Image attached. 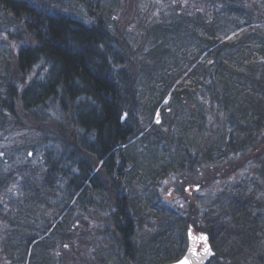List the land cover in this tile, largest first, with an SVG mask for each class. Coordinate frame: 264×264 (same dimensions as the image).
<instances>
[{
  "label": "trees",
  "instance_id": "trees-1",
  "mask_svg": "<svg viewBox=\"0 0 264 264\" xmlns=\"http://www.w3.org/2000/svg\"><path fill=\"white\" fill-rule=\"evenodd\" d=\"M70 1L69 5L57 0H0V24H4L0 27V44L4 46L0 50V154L5 153L0 155V264H164L185 253L190 226L208 234L215 252L209 264H264V226L261 236L257 235L258 220L243 212L238 197L226 195L231 199L217 206L218 210L227 206L234 211L237 227L229 229L219 223L217 216L209 218L212 212L205 215L194 203L190 210L162 209L165 206L157 199L158 193L151 191L154 187L157 192L163 181L186 171L184 168L191 175L187 178L188 189L194 182L205 188L218 178L248 167L264 180V14L236 22L233 17L242 15L237 7L239 0H206L211 5L210 23L191 16L189 10L185 20L184 9L177 8L164 20L168 27L158 29L161 39L151 42L148 36H141L140 26L138 31L130 30L131 34L120 20L125 11H134L137 19L136 5L145 6L146 0ZM167 1L172 5L179 0ZM56 9L71 13L53 17ZM81 11L84 13L74 16ZM141 15L140 22L146 17ZM232 24L231 29L223 27ZM201 25L205 30L196 31L195 27ZM190 40L191 44L185 43ZM38 65L43 66L42 72L52 68L51 81L40 93L31 88L22 90L25 79ZM146 65H161L157 73L160 88L149 106L143 108L137 77ZM79 93L87 99H80ZM197 97L205 99L215 118L205 119L202 115L199 122L181 126L185 119L178 120V116L182 113L170 115L168 110L184 107L185 98ZM45 98L57 100L61 117L49 118L47 121L54 126L48 130L53 136L61 135L59 139L52 137L51 142L63 148L57 157L66 168L56 165L53 172L41 176L38 171H43L42 167L30 166L40 160L35 162L36 158L24 153L36 146L11 149L8 137L19 131L42 134L44 114L34 111ZM252 98H256L255 104L250 103ZM248 102L254 131L245 141L236 134V118ZM22 106L30 113L29 123L22 121ZM219 108L222 114L217 122ZM176 120L180 128L189 130L188 154L173 148L174 144L182 145L183 136L165 135L176 127ZM214 122L217 127H213ZM207 123L210 126L204 130ZM202 139L211 141L200 147ZM217 158L227 165L210 170ZM120 162L123 167H118ZM44 164L45 168L50 166L49 156ZM120 169L123 177L118 180ZM56 184L65 185V189ZM135 186L139 193L148 191L142 203L132 196ZM95 196L109 200L99 204ZM153 199L157 203L152 204ZM81 208L95 210L92 217L87 215L89 233L78 232L73 225L82 219V214L77 215ZM103 212L107 219L100 218ZM28 217L32 218L30 223ZM96 221L104 229L96 233L102 237L101 244L106 245L109 236L118 246L113 259H105L95 244L91 247L96 255L88 253V247L81 249L75 241L76 237L88 243ZM145 226L148 234L143 231ZM53 235H59L60 241L56 243L58 237ZM221 235V240L234 236L246 245L249 252L241 262L235 251L224 252L218 240ZM43 242V259L37 260L35 251ZM62 250L68 252L62 254Z\"/></svg>",
  "mask_w": 264,
  "mask_h": 264
},
{
  "label": "rangeland",
  "instance_id": "rangeland-1",
  "mask_svg": "<svg viewBox=\"0 0 264 264\" xmlns=\"http://www.w3.org/2000/svg\"><path fill=\"white\" fill-rule=\"evenodd\" d=\"M57 1H62L63 3L66 2L69 5H70V2H73L70 0H57ZM239 2H240V5L237 3L238 4L237 7H239L241 9L242 15L240 17H233L236 22L238 21V22L244 23L246 18L249 16L254 17L255 15L264 14V0H239ZM74 3H75V1H74ZM175 3H176V5L174 6ZM206 5H208V6L206 7ZM75 7H77V6H75ZM141 7H142V9H141ZM204 7L206 9H204ZM177 8L184 9L185 13L182 15V17L185 20H187V18H188V15H189L188 10H189L191 16H193V17L199 16L201 19H203V21H206L205 22L206 24L210 23L212 21L211 20L212 15L210 14L211 5H209L206 0H179L178 2H176V1L172 2V5H170V2H168L167 0H146L145 6L144 5H136V15L138 16L137 19L134 16V11H133V14L128 13V11H125L123 17H120V20L124 23V25L126 26V29L130 33H131L130 30L133 31L134 29L136 31H138V26H140L141 36H143V37H145V35H146V37L148 36L149 41L152 42L155 38L161 39V37H162L160 35L161 32H158V29H160V28L164 29V28L168 27V26H166L167 22H164V20L167 19L171 14H173L175 9H177ZM128 9H129V7H128ZM159 9H162V10L159 11ZM77 11H78V8H77ZM142 11H143L142 15L145 14L146 17L143 18L142 21L140 22V15H141ZM249 12H251L252 15H250ZM60 13H62V14L71 13V10L70 11H66V10L61 11ZM82 13H84V11L78 12V14H74V16H77V15L79 16ZM158 18L162 19V21H159ZM244 18H245V20H244ZM138 19H139L140 25H138ZM121 21H120V24H121ZM189 24H191V23H188L187 25H189ZM3 25L0 24V27H2ZM233 25L234 24H232L231 26L224 25L223 27L226 29H231ZM192 29H194V28H192ZM8 30H10V29H8ZM195 30L198 32H200V31L202 32V30H205V27H203V25H201V27L196 26ZM223 32H225V31H223ZM189 33H190V30H188V28H187L186 34H189ZM232 36L233 35H231L230 37H232ZM185 37L189 39V35H185ZM193 39H192V41H193ZM185 43L191 44V40L187 41ZM151 45H152V43H149L147 41V46L151 47ZM2 49H4V46L0 44V50H2ZM0 55H2V52H0ZM138 60L141 61V58H138ZM42 67H43L42 65H38V66H36V68H34L33 73L30 74L25 79L22 90L25 88L26 89L31 88V89H33L32 91H36V92L40 93L42 91V87L46 86L49 83V79H50L49 74H50L52 68L49 70L47 69V70L42 72L41 71ZM160 67H161V65H159V66H155V65L154 66H148V65H146L143 67V69H144L143 71H140V69H139V73H138V77H137V88H138L139 93L141 94V97H142L143 102H144L143 108H147L149 106V102L152 100V96L156 95L157 89L160 88V82L158 81L159 76L157 74L158 72L161 71ZM262 77L264 79V76H262ZM257 79H260V78H257ZM202 91H204V86L202 88ZM185 99H186V102H184L185 103L184 107L178 106L176 108H173V109L170 108L168 110L170 115H173V113L176 114L178 111L182 113V116H180V115L178 116V120L179 119H185V122L181 123V126H182V124H184V126H188L191 124L190 123L191 121H192V123L199 122L201 120L202 115H203L202 118H205V119H207V117L210 119L215 118L214 113L210 109H208L209 106L206 103V101H204L205 99H202L200 97H197L196 98L197 100L196 99L191 100L189 98L188 99L185 98ZM56 101L57 100H55V99L51 100V99L45 98L44 100L41 101V103L38 104L39 110H37V108H36V110L34 111L36 114H44V115H42V118H41L43 130L40 133H42V134H35V132H31V131H19L15 134H12V136L8 137V146L11 149H16V148H18V146L27 147L31 144L36 146L35 150L25 149L24 153L29 154V155L31 154V157H30L31 159L36 158L37 160H34L35 162L40 160L39 164L30 163V166H32V167L35 166L39 169H41V167H42L43 171H38V174L41 176H44L49 171L53 172V167L56 165L59 166L61 164L64 169L66 168V164L62 163L61 159H58V157H57L58 153L63 151V148H61L60 144L54 143L55 141L51 142L52 137L53 138L56 137L57 139H59L61 137V135L55 133L56 135L54 134V136H53L52 133H50V131L48 130V128L54 126V124L49 123L47 120L49 118H55V117H59V116L61 117V115L59 114L60 111L57 109L58 106L56 104L57 103ZM168 101H169V98L164 103L167 104ZM25 103L29 104V102H25ZM250 103L255 104L256 98H252ZM250 103L249 102L247 103L246 107H244L242 112L240 111V113L237 115V118H236V121L238 123V128H237L236 134L241 139H243L245 141H247L248 137H252L253 131H254V123L252 120L253 116H252V109H251ZM83 104H86V102H84ZM23 109H24V106H22V111H24L23 112L24 118H22V121L25 123H29L28 119H27V115H29L30 113H28L27 111H25ZM218 111H219V114L217 116V122H219V120L221 119L222 109L219 108ZM223 114H226V112H224ZM155 119H156L157 123H159L161 121L159 112L156 113ZM217 122H214V124H212L213 127H217L216 126ZM174 124L176 127L173 128L170 132H166L167 128H165L163 131H164V133L166 132L165 135H169L171 137H173V136H181L182 137L183 136V139L181 140L182 145L178 146V145L174 144L173 148H174V151H179V153L183 152V153L188 154L190 152L189 151V145L191 146V144L187 140V131H189V130L187 128H184V127L180 128L177 120L174 122ZM209 126H210V124H208V123L204 124L203 129L205 130V128L209 127ZM185 130H186V134L183 133V131H185ZM218 130L219 129H217L216 141L219 139V131ZM211 131L215 132L216 129H212ZM148 133L154 134L152 131H150ZM262 138H264V134H263ZM192 139L195 140V137H192ZM260 139L261 138H259V140ZM168 140H172V138H169ZM183 140L186 142L183 143ZM174 141H175V139H174ZM210 141L211 140L202 139V141L198 144V146L202 147L205 145H209ZM165 147H166V145H165ZM218 148H219V144H218ZM197 149L199 151H203V149H199L198 147H197ZM154 150L156 151L157 149H154ZM157 151H158V153H160L159 150H157ZM135 153L137 154V158L140 159V155L138 153V150H136ZM0 155L3 156V155H5V153L1 152ZM170 155H172V153H168L167 156H170ZM14 156L19 157L21 155L15 154ZM47 156H49L50 166L45 168V166H43V164L46 162ZM197 162H201V161H198V159H197ZM213 163H214V167L211 168L210 170L217 169V168H224L225 165H227V162L224 160H221L220 158H217L216 161H214ZM16 166H18V164ZM6 168H8V165H6ZM184 169L186 171L178 172L176 175L168 177L167 178L168 180L163 181V183L161 184V187L156 190L157 192H154V190L156 188L153 187V189H151V191H153V193H158L157 199L160 200L162 202V205L165 206V207L163 206L164 208H162V209L168 208L169 210H172V209L190 210V209H192L191 205L193 206V203H194L197 205V207L200 205V207H201V209H203L205 215L209 214L208 212H212L214 214V215H209V218L212 219V218H215V216H217L219 223L224 225L226 228H229V229L230 228H236L237 225L235 224V222L233 220L234 211L230 210V207H227V206H225L224 208H219V210L217 208V206H219L220 203L225 205L227 199H231L233 196H235V197H238L240 199V200L239 199L238 200L242 202V210H244L243 212H246V214H249L250 218L258 220L257 224H259L260 228H259V230L257 229L256 234L261 236V230L263 229V226H264V215H263V213H264V180L259 179V177L257 176L258 172L255 171V169L253 167L242 168L241 170L237 171L236 173L232 174L231 176H229L227 178H218L215 181H213L209 186H207L205 188L203 187V185H198L199 183H196V182L191 183L192 185L190 186V189H188V186L190 185V183H187V180H188L187 178L190 177L191 175L187 172V171H189L187 168H184ZM56 185L65 189V185H61V184H56ZM197 186H199V187H197ZM123 191H121V192H123ZM146 193H148V191H146L144 193H139L138 190L136 189V186L132 189V196L137 197L140 201L139 203L143 202L142 198L145 196ZM226 195H231V198L226 197ZM94 200L97 203L102 204V203H106L109 200V198H104L103 196H95ZM154 203H157V202H155V200L153 199L152 204H154ZM97 206H100V205H97ZM94 211L95 210H89V209L88 210L82 209V210L77 211V215L82 214V219L79 222L76 221V223L75 222L73 223L74 227L76 228V231L82 232V233H89L90 229L88 228L86 223H88V221H89L88 216L92 217L93 216L92 214L94 213ZM32 214H31V216H32ZM72 214L75 215V212H73ZM100 216H101L100 218H102V219L108 218L107 214L104 212L101 213ZM74 217H76V216H74ZM27 219H28L29 223L32 220L31 217H28ZM100 224L101 223L98 221L93 223V229H92L93 238L88 239V243H84V241L82 242L80 240H76V237H75V241L78 242L79 247L81 249H85L86 247H88V250H87L88 253H90V254L93 253L94 255H96L97 252L96 251L93 252V248L91 246L93 244H95L96 247H98L100 249L99 254L103 253V256L105 257V259H110V258L113 259L117 256V254L119 252L118 246H116L114 241H112L110 238H108L109 236L106 237L107 244L106 245L101 244L102 237L96 236V233L98 231L104 230L103 228L99 227ZM244 225H249V224L247 223ZM104 226L108 227V224H106ZM143 231L146 234H148L146 226L143 229ZM263 231H264V229H263ZM57 234H58V232H57ZM53 236L58 237L55 240L56 243L58 242V240L60 241L61 238L59 235H53ZM221 237H222V235L218 236V240H219V242H221V244H223L224 252L235 251L238 254V259L241 262L242 257L245 256L247 254V252H249L246 245L244 243H242L241 241H239L234 236L230 237L228 240L227 239L221 240L222 239ZM108 240H110V241H108ZM6 241H8V240H6ZM43 244H44V242L42 244H39L38 250L35 251L36 252L35 255H36L37 260L43 259L40 256V252H41L40 248L42 247ZM7 245L8 244H4L5 247H7ZM67 252L68 251H65V250L61 251L62 254H66ZM261 253L264 256V244L261 245ZM93 259H95V256L93 257ZM104 261L107 262L106 260H104ZM96 263H98V262H96ZM111 264H115V263L111 262ZM246 264H254V263L252 261H249V262H246Z\"/></svg>",
  "mask_w": 264,
  "mask_h": 264
},
{
  "label": "water",
  "instance_id": "water-1",
  "mask_svg": "<svg viewBox=\"0 0 264 264\" xmlns=\"http://www.w3.org/2000/svg\"><path fill=\"white\" fill-rule=\"evenodd\" d=\"M189 240V248L186 254L180 261L173 264H182L184 261H187V264H208L211 257L214 255L211 245L208 243V236H197L190 232ZM201 242H206V247L201 251H198Z\"/></svg>",
  "mask_w": 264,
  "mask_h": 264
},
{
  "label": "flooded vegetation",
  "instance_id": "flooded-vegetation-1",
  "mask_svg": "<svg viewBox=\"0 0 264 264\" xmlns=\"http://www.w3.org/2000/svg\"><path fill=\"white\" fill-rule=\"evenodd\" d=\"M57 15H61L60 14V10L58 9H56L55 10V14L53 15V17H56ZM69 19H72V20H74V21H76V22H79L80 24H83L84 22H82L81 20H79V19H77V18H70L69 17ZM85 24V23H84ZM45 165V164H44ZM118 167H123V162H120V163H118ZM118 172V174H117V178H118V180H120V178H122L123 176H122V174H123V170H118L117 171ZM95 175H96V173H95ZM122 176V177H121ZM191 228H193L194 229V227L193 226H190L189 227V230L191 229ZM189 230H188V232H189ZM187 241H188V236H187ZM187 246H188V242H187ZM171 262V261H170ZM170 262H167V263H170ZM167 263H164V264H167Z\"/></svg>",
  "mask_w": 264,
  "mask_h": 264
},
{
  "label": "bare ground",
  "instance_id": "bare-ground-1",
  "mask_svg": "<svg viewBox=\"0 0 264 264\" xmlns=\"http://www.w3.org/2000/svg\"><path fill=\"white\" fill-rule=\"evenodd\" d=\"M49 76H50V79H49V82H50L51 79H52L51 72H50ZM49 76H48V77H49ZM48 84H49V83H48ZM79 94H80V93H79ZM78 97H80V99H87V97L83 96V94H80Z\"/></svg>",
  "mask_w": 264,
  "mask_h": 264
},
{
  "label": "snow or ice",
  "instance_id": "snow-or-ice-1",
  "mask_svg": "<svg viewBox=\"0 0 264 264\" xmlns=\"http://www.w3.org/2000/svg\"><path fill=\"white\" fill-rule=\"evenodd\" d=\"M182 264H187V261L182 262Z\"/></svg>",
  "mask_w": 264,
  "mask_h": 264
}]
</instances>
